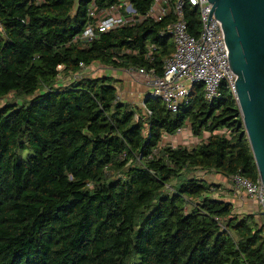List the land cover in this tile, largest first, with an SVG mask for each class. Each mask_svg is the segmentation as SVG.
Segmentation results:
<instances>
[{"label": "trees", "instance_id": "1", "mask_svg": "<svg viewBox=\"0 0 264 264\" xmlns=\"http://www.w3.org/2000/svg\"><path fill=\"white\" fill-rule=\"evenodd\" d=\"M91 1L119 2L0 0V98L29 97L0 107V264H264L257 213L237 212L229 189L195 174L231 187L234 175L258 178L234 92L223 81L212 101L194 85L176 111L148 96L151 114L131 106L113 74L87 71L161 75L174 16L99 32L82 47L72 39ZM153 1L127 0L144 16ZM183 14L196 35V7ZM80 63L88 74L73 77ZM187 125L205 139L159 146Z\"/></svg>", "mask_w": 264, "mask_h": 264}, {"label": "built area", "instance_id": "2", "mask_svg": "<svg viewBox=\"0 0 264 264\" xmlns=\"http://www.w3.org/2000/svg\"><path fill=\"white\" fill-rule=\"evenodd\" d=\"M190 4L198 11L200 27L196 35L189 33L187 23L183 14V6ZM209 0H176L174 4L170 0H154L147 15H138L127 0L107 7L97 9L94 1L90 2L88 8V22L81 34L75 36L72 42L82 47L96 37L99 32H106L122 26H133L146 17H150L156 22L168 13L174 16L173 21L168 26V31L173 39V52L163 62V72L157 75L153 68L144 67L124 69L125 73L135 72L141 77L142 85L147 87L148 97L159 99L168 110L176 111L182 104H186L194 85L203 87L205 100L212 101L219 96L220 84L224 81L232 92H234V82L236 75L230 71L225 54L227 45L221 24L215 19ZM153 45H149L146 58L150 59ZM130 53L129 51H127ZM86 66L80 63V71L73 77H81L86 70ZM235 94V93H234ZM144 96V97H145ZM121 99V97L119 96ZM144 111L149 115L151 111L145 107ZM187 131L192 146L202 142L203 137L192 135L189 125L180 129L175 134ZM229 137V131L223 129L219 131ZM173 134V135H175ZM164 134L163 138L173 136ZM161 139V141H162ZM172 147L184 146L180 143L165 144ZM233 188L239 193H243L252 199L257 205V214L260 216V224L264 228V188L259 177L252 181L241 175L231 177Z\"/></svg>", "mask_w": 264, "mask_h": 264}, {"label": "water", "instance_id": "3", "mask_svg": "<svg viewBox=\"0 0 264 264\" xmlns=\"http://www.w3.org/2000/svg\"><path fill=\"white\" fill-rule=\"evenodd\" d=\"M221 24L244 132L264 188V0H209Z\"/></svg>", "mask_w": 264, "mask_h": 264}, {"label": "rangeland", "instance_id": "4", "mask_svg": "<svg viewBox=\"0 0 264 264\" xmlns=\"http://www.w3.org/2000/svg\"><path fill=\"white\" fill-rule=\"evenodd\" d=\"M103 67L104 66L101 65L99 67H96V69L89 70L87 72L92 73L93 75L91 74V76L105 75L107 73L103 70L104 69ZM83 74H88V73L83 72ZM59 79H60V81L63 80L64 82H66L65 81V77H60ZM142 82L143 81H141V80L134 82L133 85H132V88L134 89L132 91L133 95L128 97L127 94H125L123 98H125L131 106H138L142 110H144V108L142 107L141 103H142V101L144 99V96L148 94L149 90H148L147 87L142 85ZM118 84H119V82H118ZM119 85L121 87L120 90H122L123 89L122 85L121 84H119ZM26 98L29 99V97H25L24 98L23 96H17L14 93H9L5 97L0 98V107L5 102L21 103ZM177 142L180 143V145H184V146H187V147H190L192 145V143H190L191 141L189 140V135H188L187 131L183 130L182 132H180L178 134L163 138L162 141H160L159 146H164L165 144L173 145V144H175ZM195 174L198 175L199 177H202V176L205 177L206 174L210 175V173H204L202 171H197V172H195ZM213 176L214 177L208 176L206 178L210 182H213V183H216V184H221L222 183L220 187H222L225 190L230 189L231 185L227 181L226 182H223V180L221 181L220 180L221 177L219 175L216 176V174H214ZM215 195H217V194H215ZM223 198L225 199V197H223ZM257 216H258L257 218L260 221V216L259 215H257ZM131 262H133V263L138 262V259L136 258V255H133V257L131 259Z\"/></svg>", "mask_w": 264, "mask_h": 264}, {"label": "crops", "instance_id": "5", "mask_svg": "<svg viewBox=\"0 0 264 264\" xmlns=\"http://www.w3.org/2000/svg\"><path fill=\"white\" fill-rule=\"evenodd\" d=\"M104 71L106 73L113 74L114 78H116L119 84L122 85L123 89L120 91V97L123 100L125 99L123 98L125 94H127L128 97L133 95L132 94V91L134 90L132 88L133 83L141 80V77L137 73L135 72L125 73L123 69L116 70L114 68L112 69L111 67H106ZM206 175H205V178L208 176L214 177L213 176L214 174L212 173H210V175L209 174H206ZM217 175L221 177L220 178L221 181L223 180V182H226L225 177H223L220 174H216V176ZM229 191H230L229 194H226L224 197L225 199H227L234 205V208L237 212L257 213V205L252 199H250L248 196H246L242 192L239 193L233 187H230Z\"/></svg>", "mask_w": 264, "mask_h": 264}]
</instances>
